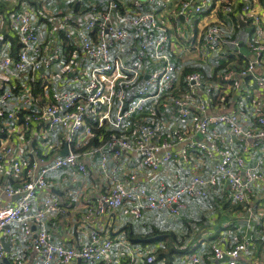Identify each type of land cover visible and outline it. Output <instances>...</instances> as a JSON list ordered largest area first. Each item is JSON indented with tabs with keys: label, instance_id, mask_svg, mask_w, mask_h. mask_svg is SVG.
<instances>
[{
	"label": "built area",
	"instance_id": "obj_1",
	"mask_svg": "<svg viewBox=\"0 0 264 264\" xmlns=\"http://www.w3.org/2000/svg\"><path fill=\"white\" fill-rule=\"evenodd\" d=\"M152 1H155L159 9L165 8L168 3V0ZM106 4L108 10L102 17L79 24L82 54L94 65L86 72L68 67L66 74L74 75L76 80H82L85 76L81 88L56 90L48 97L49 101L42 109L25 113L21 118L18 109H26L27 105L37 103L39 99L34 101L27 98L17 109L12 105L15 99L11 91L0 94V121H4L5 126L0 127L1 133L6 132L5 128L10 121L20 120L24 128L36 125L44 139L59 133L61 129L64 131L65 141L62 148L66 143L69 145L67 155L62 156L60 148L50 162L41 160L44 164L36 178H26L24 175L27 174L25 171H31L30 162L26 165L23 160H14L12 172L20 180V184L16 187L6 186L3 190L4 195L18 196V200L15 204H6L0 195V233L6 230L11 235L10 225L14 222L21 223L25 238L33 236V248L41 256V264H73L79 259L113 264L110 250L114 240L111 237L102 238L93 233L90 243L72 246L53 242L45 219L61 210L62 203L56 195L48 196L38 211L32 212L36 190L50 186L46 178L50 171L76 167L82 176L88 175L87 167L81 161L84 154L100 152L101 167L104 171L107 167V155L103 150H109L115 155H119L122 150L134 151L141 158L142 165L152 172H157L162 163L188 159L192 150L200 151V157H217L214 164L216 172L209 178L196 174L189 181L177 179V187L173 192H169L166 184L159 185L155 191H149L138 184L136 173H127L125 180L116 179L110 190L99 197L95 210L97 213L121 209L126 215L140 219L145 209H167L178 215L185 206L183 197L186 194L193 197L208 196L206 187L217 185L219 176L223 181H227L231 197L238 203L246 201L256 183L264 184V152L256 164H249L251 157H257L253 150L259 148L261 141H264V92L261 91L264 90V74L258 72L259 69H264V3L261 8L250 2H245L241 7L238 20L251 19L254 25L253 36L249 42L250 54L242 63L233 61L229 69L215 70L211 75L217 82L206 81L200 71L184 74L183 69L177 68L168 54L163 52L168 29L165 24L160 23L158 12L123 15L118 0H106ZM139 4L136 2V5ZM208 4L211 3L205 0H186L183 3V13L190 16L202 14ZM221 9L227 16L237 12L235 7L228 3L222 5ZM8 13L12 26L18 31L19 53L16 57L6 56L0 65L4 68L14 66L18 71L51 69L60 60L62 49L41 45L33 26L30 9L18 12L13 9ZM115 15L124 23L136 27L148 24L161 35H148L139 41L128 28L115 24ZM234 17L237 19V16ZM64 24L67 26L66 21ZM237 26L238 24L232 25L231 21L218 16L216 20L201 27L198 45L202 44L207 49V56L221 53L228 38L238 47L239 41L232 38ZM72 34L66 29V38H71ZM122 41L126 43L125 48L128 51L135 52L134 49L138 46L140 52L153 51L156 59L163 60L162 67L149 74V78H144L135 101L128 104L126 100L129 98V91L136 89L137 82L142 81L144 70L137 66L139 63L131 66L121 53L115 52L117 44L124 43ZM247 77H251L256 85L257 95L252 90L243 88V80ZM182 83L185 84V91L175 95ZM231 92L238 94L230 99ZM254 96L260 101L250 106L249 102ZM151 99L157 104L147 106V101ZM230 102L234 104L232 109L228 108ZM171 108L184 124L169 127L170 132L163 135L157 129L156 116L163 109ZM247 110L255 114L251 125L246 124ZM146 111L151 120L141 122L136 130L130 131L128 127L122 126L127 118L133 119ZM212 111L215 114H212ZM89 115L91 119L87 121ZM160 124L166 127L168 122L162 119ZM219 124L227 127L228 134L225 138H221L211 129V126ZM102 127L119 132L112 134L99 147H92L85 153L72 149L70 144L77 138L80 137L83 143L88 142L95 135V129ZM216 138L224 140L219 143ZM237 140L243 143L242 150L236 148ZM31 166L36 167L37 162L33 161ZM34 226L39 227V230L35 231ZM246 249V242H239L231 248L214 245L211 253L205 254L204 257L226 259L227 264H238L240 253ZM5 258V249L0 243V264H6ZM202 259L203 256L188 253L181 257V264H201ZM14 264H22V260L18 259ZM125 264H161V261L156 251L149 249L145 252L130 251Z\"/></svg>",
	"mask_w": 264,
	"mask_h": 264
},
{
	"label": "crops",
	"instance_id": "obj_2",
	"mask_svg": "<svg viewBox=\"0 0 264 264\" xmlns=\"http://www.w3.org/2000/svg\"><path fill=\"white\" fill-rule=\"evenodd\" d=\"M118 1L123 15L158 12L160 23L165 24L168 29V39L163 52L167 53L170 59L178 64L177 66L184 64L201 67L210 77L220 64L226 63L225 67L220 69L225 70L230 68L233 61L242 63L244 58L246 59L250 54L249 42L253 36L254 25L251 19L241 20L242 24L240 22V27L235 28L232 37L239 41L238 47H235L228 38L221 53L209 56L206 54L207 49L202 44L198 45L201 27L216 20L218 16L223 20L231 21L234 25L233 14L238 18L245 2H250L257 8H261L264 3V0H205L211 4L205 6L204 13L190 16L183 13V3L186 0H168L167 6L163 9H159L152 0ZM136 2L140 4L136 5ZM227 3L235 7L237 12L229 16L225 15L221 6ZM26 8L32 11L33 26L39 35L41 45L62 49L60 60L49 70L41 68L38 71H18L14 66L4 68L0 65V94L11 91L15 99L12 105L17 109L23 105L25 99H30V95L39 97V102L27 105L26 109H18V111L25 110L26 113H33L48 103V97L54 91L82 87L85 76L82 80H76L74 75L66 74L68 67L75 71L86 72L94 65L82 54L79 24L102 17L108 7L106 0H0V63L6 56L16 57L19 53L18 31L15 26H12L8 12L13 9L18 12ZM65 21L67 26L64 24ZM113 21L115 24L128 28L139 41L144 40L148 35L155 37L161 35L158 30L148 24L136 27L124 23L116 15ZM66 29L73 33L71 38H66ZM124 43H118L115 52L121 53L131 66L139 63L137 66L144 70V74H151L161 67V63L163 64L162 59L155 58L153 51L148 53L138 51L133 54L134 51H128ZM136 48L140 49L138 46ZM258 72L264 74V69H259ZM144 78L145 75L142 81L137 82L136 89L129 93L132 103ZM243 85L244 89L252 90L255 95L258 94L251 77L245 78ZM261 91L264 92V90ZM35 92H38V95ZM156 104L153 99L147 101V106ZM228 106L229 109L234 108L232 103ZM211 113L215 114L214 111ZM254 115L252 111L247 110L245 114L247 125L253 123ZM90 117L89 115L87 121L91 119ZM162 119L168 122L166 127L160 124ZM132 120L127 118L122 126L132 129ZM147 120H151L148 112L143 117V121ZM20 123V120L10 121L5 128L6 132L3 134L0 132V195L6 204H15L18 200L17 197L4 195L3 190L6 186L16 187L20 184V180L12 172V162L16 159L23 160L26 165L30 162L29 170L31 171H25L28 176L24 175L26 178L29 176L36 178L40 175V168L44 164L41 160L50 162L65 142L64 131L61 129L59 133L44 139L36 125L24 128ZM182 124L184 123L180 121L172 108L163 109V112L156 116L157 129L163 135L170 132L169 127ZM2 126L4 121H0V127ZM211 129L215 130L221 138H225L228 134L224 124L211 126ZM109 131L112 134L119 132L114 129ZM95 136L96 133L85 143L81 142L79 137L75 140L74 146H86L96 137L102 140L101 134ZM223 140L216 138L219 143ZM235 146L238 150H242L243 143L237 140ZM92 147L81 153H85ZM103 151L107 155L106 171L101 167L100 152L84 154L81 161L87 167V176H82L76 167L50 171L46 176L50 186L36 190L32 205L33 213L38 211L50 195H56L62 203L60 211L45 219L46 228L53 242L72 246L90 243L93 233L102 238L111 237L114 240L110 250L113 264H125L130 251L145 252L155 246H162L161 248L166 251L170 250V264H181V257L188 253L203 256L201 264H227L226 259H207L204 255L211 253L214 245L231 248L239 242H246L247 249L240 253L238 264H264V184L256 183L246 201L238 203L232 199L227 181H223L219 176L217 185L206 187L208 196L193 197L186 194L183 197L185 206L178 215L172 214L167 209L153 211L145 209L140 219L126 215L121 209L97 213L95 209L100 200L99 197L110 190L116 179L125 180L127 173H136L138 184L149 191H155L159 185L166 184L169 192H173L177 187V179L189 181L196 174L209 178L216 172L214 164L217 157H200L202 153L198 150H192L188 159L162 163L157 172L146 169L142 165L141 158L134 151L122 150L119 155L109 150ZM253 151L257 157L249 159L250 165L260 160L259 157L264 152V141H261V146ZM33 161L37 162L36 167L31 166ZM10 227L11 235L6 230L0 233V243L2 245L4 242L7 243L9 249V252H6V246L4 247L10 263L14 264L21 259L22 264H41V256L33 248V236L25 238L21 223L14 222ZM37 229L39 230V227L34 226V230ZM156 230L169 231L174 236H169L153 246L134 244L128 238L129 233L147 235ZM73 264H77V261ZM81 264L100 263L81 261Z\"/></svg>",
	"mask_w": 264,
	"mask_h": 264
},
{
	"label": "trees",
	"instance_id": "obj_3",
	"mask_svg": "<svg viewBox=\"0 0 264 264\" xmlns=\"http://www.w3.org/2000/svg\"><path fill=\"white\" fill-rule=\"evenodd\" d=\"M241 57H242V55H241ZM225 65H226V63L220 64L217 67L216 71L220 70L221 68H224ZM194 70L201 71L202 74H204V77H205L206 81L213 82L214 77L213 76L212 77L208 76L206 74V72L204 71V69L201 68V67L187 66V67L184 68L183 73L186 74V73H188L190 71H194ZM133 91L134 90H131V91H129V93L130 92L132 93ZM184 91H185V84L182 83L181 86H180V89L176 90L174 94L175 95H179L181 92H184ZM37 93L38 92H35L36 95H38ZM29 98L33 99L34 101L35 100L38 101L37 99H39V97L36 98V96H32V95H30ZM131 101H132V98L129 95V98H127V100H126V104H128ZM34 103H36V102H34ZM25 113H26L25 110H20L18 114L20 115V117H22ZM95 133H96V136H97V134H101L102 140L95 136L96 138L94 137L95 139L91 143H89L86 146H82V147H76V146H74V143H71L70 145H71L72 149L74 151H76V152H82L85 149L87 150L88 148H90L92 146L93 147H97L99 145H102L112 135V133L106 127H102L100 129H95ZM1 136H3V135H1ZM96 209H97V207H96ZM169 236L173 237L174 234L172 232H169V231L156 230L153 233L147 234V235H137L135 233H129L128 238L134 244H139V245H143V246H148V245L153 246L157 242L164 241ZM104 238H107V237H104ZM161 247L162 246L158 247L157 251H156L157 254H158V259L159 260H164V261L167 260V261H165V264H170L169 263L170 262L169 257L171 256L170 250L166 251L164 248H161Z\"/></svg>",
	"mask_w": 264,
	"mask_h": 264
},
{
	"label": "rangeland",
	"instance_id": "obj_4",
	"mask_svg": "<svg viewBox=\"0 0 264 264\" xmlns=\"http://www.w3.org/2000/svg\"><path fill=\"white\" fill-rule=\"evenodd\" d=\"M134 50H135V52H134L133 54H135V53H137V52L139 51V49H137V48H135ZM160 66H162V63L160 64ZM179 68H180V66H179ZM235 95H236L235 92H231V93L229 94L230 99H231V98L233 99V98L235 97ZM216 99H217V98H216ZM258 101H260V99L254 96V97L251 98V100H250V102H249V105H250V106H253V105H255ZM215 104H219V103H218V102H215ZM162 112H163V111H162ZM159 114H160V112H159ZM146 115H147V111H146L145 113L139 115L138 117L133 118V120H132L133 128H132L130 131H134V130H136V129H137V125H139L141 122H143V117H145ZM156 248H157V246H156V247H152L151 250H156ZM6 257H7V256H6ZM161 264H164V262L161 261Z\"/></svg>",
	"mask_w": 264,
	"mask_h": 264
},
{
	"label": "clouds",
	"instance_id": "obj_5",
	"mask_svg": "<svg viewBox=\"0 0 264 264\" xmlns=\"http://www.w3.org/2000/svg\"><path fill=\"white\" fill-rule=\"evenodd\" d=\"M182 17H183V14L181 15ZM234 16V15H233ZM235 18V23L236 24H238V26H237V29L240 27V22H241V24H242V21L241 20H238V18L236 19V17H234ZM179 20H180V18H179ZM167 39H168V36H167ZM241 56V55H240ZM241 58H243V56L241 57ZM169 59H170V57H169ZM171 60V59H170ZM172 61V60H171ZM173 62V61H172ZM174 63V62H173ZM163 65V64H162ZM174 65L177 67V68H179V66H177L178 64H176V63H174ZM188 65H184V64H181V66H180V68L179 69H183L184 70V68L185 67H187ZM162 67V66H161ZM193 67H196V66H193ZM204 69V68H203ZM194 71H198V70H194ZM201 72V71H200ZM202 73V72H201ZM145 75V78H149V76L150 75H148V74H144ZM203 76H204V74H203ZM156 247V246H155ZM157 248H158V246H157ZM157 248H156V250L155 251H157ZM157 253V252H156ZM158 255V254H157ZM81 261H83V260H81ZM160 261H163L164 262V264H165V261L164 260H160ZM6 263V262H5ZM96 263V262H95ZM101 264V263H100Z\"/></svg>",
	"mask_w": 264,
	"mask_h": 264
},
{
	"label": "water",
	"instance_id": "obj_6",
	"mask_svg": "<svg viewBox=\"0 0 264 264\" xmlns=\"http://www.w3.org/2000/svg\"><path fill=\"white\" fill-rule=\"evenodd\" d=\"M68 153H69V145H68V143H66L64 145L63 149L61 150V155L62 156H65ZM16 197L18 198V196H16ZM3 245H4V247L6 246V248H5L6 249V252H9V249L7 247V243L4 242ZM5 262H6V264H11L10 261H9V259L7 257L5 258ZM77 264H81V260L80 259L77 261Z\"/></svg>",
	"mask_w": 264,
	"mask_h": 264
}]
</instances>
